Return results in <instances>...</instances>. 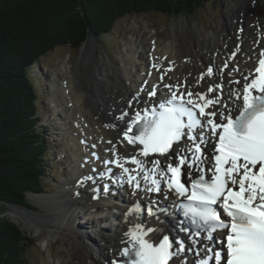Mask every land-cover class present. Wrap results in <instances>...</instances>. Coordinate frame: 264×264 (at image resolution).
<instances>
[{"label":"snow or ice","instance_id":"6c2138e0","mask_svg":"<svg viewBox=\"0 0 264 264\" xmlns=\"http://www.w3.org/2000/svg\"><path fill=\"white\" fill-rule=\"evenodd\" d=\"M228 67L225 62L216 69L220 82L204 92L178 95V88L166 85L170 96L155 107L115 118L124 121L117 141L124 151L108 141L112 147L105 151L112 156L101 161L104 170L81 181L112 179L128 185L133 195L143 194L126 210V246L118 252L123 259L111 264H169L181 255L182 264H264V50L242 84L232 79L239 67L229 69L225 92L223 70ZM213 74L209 66L199 79ZM169 193L188 221L180 228L187 243L143 219L146 214L158 222L167 209L152 195L167 200Z\"/></svg>","mask_w":264,"mask_h":264},{"label":"bare ground","instance_id":"6f19581e","mask_svg":"<svg viewBox=\"0 0 264 264\" xmlns=\"http://www.w3.org/2000/svg\"><path fill=\"white\" fill-rule=\"evenodd\" d=\"M239 1L233 19L227 20L224 27H219L209 36L199 35L195 27L191 29L195 37L189 38L186 34L187 36H180L185 37L181 40L174 34L173 39L166 43L154 38L147 56L149 64L142 69H137V53L131 52L125 59L124 69L120 71L110 69L101 74L99 68L95 71L92 66L91 69L87 67L88 69L80 71L79 76H74L67 69L64 71L69 78L61 86L58 83L59 86L54 90V98L59 100V110L46 118L61 124L63 133L58 135L68 142L66 152L71 157L73 170L66 176L60 192L48 197H33L35 204H42L46 199L54 203L51 213L40 218V221L49 220L53 224L37 222L28 227L33 232L39 228L41 234L38 235L42 237V242L59 236L62 247L72 261L65 264H111L113 259H121L118 252L126 246L122 244L127 239L124 234L128 229L125 202L117 203L113 208L107 207L112 198H107L102 193L106 180L101 182L100 192H97L99 182L92 181L90 183L94 184L88 187L83 185L87 181H79L85 174L94 172L93 169L97 171L104 168L101 161L105 157L111 158L112 154L105 151L112 147L108 141L117 144L122 138L121 129L124 124V121L115 118L123 112L131 115L133 110H140L153 103L157 96L150 97L148 93L157 86L166 92H169L166 85L182 91L191 90L193 93L206 91L209 85L220 82L216 69L223 68L226 61H231L230 54L236 48L239 50L238 55L233 62H229V68L223 70V81L228 85L229 69L236 65L240 71L232 73V79L240 80L241 84L243 76L254 69L259 53L264 50V0H249V4L248 1L246 4ZM186 23L185 20H179L174 29L186 30ZM180 40L185 44L180 56L161 54L164 49ZM152 64L157 68L154 71L151 70ZM209 66L213 67V76L208 78L205 75L200 80L201 74L206 73ZM98 74L102 77L99 78ZM150 85L155 87L150 88ZM232 87L238 88L240 85ZM87 88H93L94 93L91 94ZM129 101L132 102L131 107ZM117 147L119 149L118 144ZM126 148L128 152L133 151L131 146L126 145ZM93 153L100 159H96ZM127 188V191L132 192L129 186ZM142 195L138 193L134 196L138 199ZM152 199L160 201L154 195ZM90 230L95 235L89 234Z\"/></svg>","mask_w":264,"mask_h":264},{"label":"trees","instance_id":"16d2710c","mask_svg":"<svg viewBox=\"0 0 264 264\" xmlns=\"http://www.w3.org/2000/svg\"><path fill=\"white\" fill-rule=\"evenodd\" d=\"M208 1L0 0V202L30 207L28 193L44 190L47 181L44 162L52 153L39 126V89L31 74L46 50L59 44L75 46L84 40L83 33L112 31L114 25L108 29L110 25L98 18L108 12L105 3L120 7L113 22L139 13H187ZM81 12L83 18H74ZM57 34L67 35L55 39ZM32 244L20 227L0 216V264H28L26 248Z\"/></svg>","mask_w":264,"mask_h":264},{"label":"rangeland","instance_id":"374dc122","mask_svg":"<svg viewBox=\"0 0 264 264\" xmlns=\"http://www.w3.org/2000/svg\"><path fill=\"white\" fill-rule=\"evenodd\" d=\"M241 1L245 4L248 1L249 4V0ZM239 3V0H210L205 3L203 8L188 11L187 13H139L131 16H119L113 22L111 21L118 14L116 12L119 11L120 7H108V4L105 3L103 7L108 12L104 16L98 14V18L103 19L105 25H110L108 29H110L111 25H114L112 31H107L105 35H97L88 29L90 32L83 33L85 38L81 43L75 46L71 44H59L44 52L43 57L40 58L39 62L31 70V74L39 89L37 111L39 126L48 137V141L50 142L49 151L52 153L44 162L48 166L45 167L47 168L45 178L47 181L50 180V183L45 181L43 184L44 190L42 191L28 193L27 200L30 207L0 202V216L10 219L21 228L25 235L30 236L34 241V245L32 244L26 248L28 264H65L66 262H72L67 251L62 247V241L59 236L47 241L49 244L46 250H44L47 242H42V237L38 235L41 234L39 228H37L36 232H33L28 227L37 222L53 224L49 220L40 221V218H45L51 213L50 211L54 203L52 204L46 199L43 200L42 204H35L32 200H34L33 197L39 195L48 197L60 192L63 189L62 185L65 182V178L69 176V170H71L67 163L69 160L65 156L68 152H66L68 142L58 135L63 133L61 131V124L58 123L59 121H48L46 118L59 110V100L54 98V90L59 84L61 86L62 82L69 78L64 71L67 69L74 76H79V72L84 69H91V66L95 71H98L99 68L101 74L110 69L120 71L124 69L125 59L131 52L137 53V69H142L144 65H148L149 46L153 44L152 40L154 38H158L166 43L173 39L174 34H177L181 40L185 37L181 38L180 36H185L186 34L189 38L195 37V34L191 30L195 27L199 35L209 36L219 27H224L227 20L233 19V13L238 8ZM252 5H254L253 2ZM82 15H85V13H77L74 18L81 19L83 18ZM86 15L89 16V14ZM179 20L187 22L185 28H188L186 30L174 29ZM55 28L57 30V27ZM83 34L81 33L80 35L82 36ZM66 35L57 37L60 36L57 34L54 38L61 39L65 38ZM181 40L173 44V46L164 49L161 54L180 56L182 54L181 48H185V44ZM58 75L61 79L58 78ZM97 76L99 78L102 77L99 74ZM55 83L56 86L54 85ZM87 89L91 94L94 93L93 88ZM89 234L93 235L94 232L90 230ZM75 258L77 259L76 256Z\"/></svg>","mask_w":264,"mask_h":264}]
</instances>
